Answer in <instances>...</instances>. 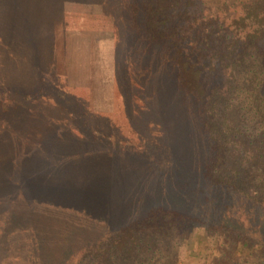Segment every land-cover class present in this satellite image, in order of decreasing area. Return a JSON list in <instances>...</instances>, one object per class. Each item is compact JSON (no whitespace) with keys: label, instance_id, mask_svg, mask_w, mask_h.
I'll return each mask as SVG.
<instances>
[{"label":"rangeland","instance_id":"obj_1","mask_svg":"<svg viewBox=\"0 0 264 264\" xmlns=\"http://www.w3.org/2000/svg\"><path fill=\"white\" fill-rule=\"evenodd\" d=\"M36 1L34 5L45 9L34 13L23 9L20 19L10 13L14 33H21L26 43L32 46L34 43L29 63L22 61V51L7 35L8 25L0 22V84H4L0 88V164L3 165L0 264H70L69 259L75 264L79 257H85L84 264H103L100 260L89 262V255L84 256L85 245L115 233L123 223L118 224L119 218L113 217L134 206L130 188H136L137 195L144 192L139 188L141 178L146 187L151 186L150 193L138 195L139 199H145L136 205L135 211L139 212L141 205L150 199L155 202L151 206L160 203L161 197L162 205L167 203L164 187L167 194L180 177L172 171L177 165L175 158L181 160L179 167L189 174L198 172L208 154L206 137L196 125L181 121L182 93H173L171 86L168 90L170 66L178 49L193 63L198 61L207 94L214 93L218 100L216 107L221 112L225 108L229 110L235 120L236 139L245 140L252 149L264 150V45L247 60L236 79L224 72L213 82L210 62L212 49H219L231 37L241 36L232 20L253 0H195L190 13L197 22H182L192 27H183L181 36L185 41L152 49L147 43L133 48L127 40L128 21L120 8L124 0H50L49 5L45 0ZM6 2L0 0L3 7ZM178 19L173 22L177 23ZM11 48L15 51L13 60ZM12 66L18 70L16 78ZM123 68H127L138 86L132 97L130 93L126 95L120 81ZM34 72L37 77L45 73L61 78L68 88L76 90L79 98L86 99L91 114L106 116L93 118L94 121H114L124 129L121 121H136L138 133L146 135L151 149L147 143L144 149L143 144L139 145L140 140L126 130L124 136L114 133V142L109 143L89 141L83 134L79 137L73 124L78 123L70 122L59 105L47 99L26 101L22 95L15 94L22 87L28 91L26 95H35L38 82L33 78ZM10 80L18 81L21 86H9ZM217 81L224 87L216 92L212 87H216ZM218 94L224 97L219 100ZM37 128L46 132L42 142ZM17 129L21 131L20 140L15 139L19 134ZM24 130V134L30 130L31 134L23 137ZM115 140L119 145L122 143L120 151L114 145ZM126 142L136 146L123 150ZM167 145L170 148H164ZM159 147L168 150L161 155L159 170L156 174L152 171L149 181L145 158L149 160L148 153L152 150V162L157 161L154 148ZM21 150L22 155L18 156ZM33 193L38 197H33ZM55 204L61 209L53 207ZM75 206L78 208L72 211ZM131 214L129 211L128 216ZM207 228L193 224L185 241L162 243L150 255L107 264H246L250 261L243 255L244 249L235 251L230 238L208 237Z\"/></svg>","mask_w":264,"mask_h":264},{"label":"trees","instance_id":"obj_2","mask_svg":"<svg viewBox=\"0 0 264 264\" xmlns=\"http://www.w3.org/2000/svg\"><path fill=\"white\" fill-rule=\"evenodd\" d=\"M194 7L195 0H124L120 8L123 9V16L128 21L126 24L129 33L127 40L133 48L145 43L151 49L165 43L178 45L180 41L183 42L186 39L181 36L183 27L184 29L191 27L184 26V24H187V21L197 22V18L190 13V9ZM176 18L180 19L174 23L173 19ZM13 21L14 19L10 18L8 21L5 20V24L9 27L6 29L7 35L13 39V43H17L22 51L24 56V58L22 56V61L28 60L26 62L29 63L33 55L31 53L34 50V43L32 46L22 39L21 33H14L10 27ZM232 25L235 30L241 32L239 34L241 36L231 37L229 42H222L219 49L211 50L213 82L218 78V74L223 76L224 72L228 73L230 78L236 79V75L241 72L253 53L263 49L264 0L247 2L239 17L232 20ZM115 36L120 39L118 33ZM10 52V59L13 60L15 51L11 48ZM197 62L193 63L189 56L183 55V50L178 49L174 64L170 66L172 75L168 90L171 86L173 93H182L179 98L182 106L180 108L181 121L196 125L206 137L208 154L203 165L197 173L193 171L189 174L188 170L179 167L182 165V162L179 163L181 160L174 157L177 165L172 171L180 174V177L171 184L173 187L168 188L167 186V194L164 187L167 203L162 205L163 198L161 197L160 203L151 206L155 202L150 199V201H144L145 203L141 205V210L138 212L135 211L138 201L145 200L142 197L139 199L138 195L145 196L148 194L147 191L149 193L151 191L150 184L146 187L144 179L141 178L139 188L145 191L138 192L137 195L135 194L136 188H130L134 206L129 210L120 211L116 217H113L114 219L119 218L117 219L118 224L123 222L116 228L115 233L105 234L95 242L86 243L84 256L89 255L91 258L89 262L100 260L103 264H107L112 261L142 258L157 250L162 243L185 241L190 227L193 224H202L208 227V237L230 238L234 242L236 252L244 249L243 255L250 260L245 262L246 264H264V150L260 147L252 149L251 144H247L245 140L236 139L238 131L234 118L229 114V110L226 111V108L221 112L218 106L216 107L218 100L214 93L207 94L204 81L202 82V70L198 68ZM29 68L32 71L30 66ZM123 69L124 74L120 77V81L128 91H125L126 95L130 93L132 97L138 86L134 85L133 77L128 74L127 68ZM17 71L16 67L12 66V75L15 78ZM140 76L143 77V75ZM33 78L38 82L33 97L26 95L28 91L23 90L22 87L17 88L15 94L22 95L26 101L42 99L53 101L65 114L67 113L70 122L78 123H73L78 136L83 134L89 141L109 143L114 142L112 137L114 133L118 132L120 137L123 133L125 134L126 130L140 140L139 145L143 144L144 149L146 143L148 149H151L152 145L146 135L138 133L139 126H136V121H121L123 123L120 125H123L125 129L117 126L114 121H94L93 118L103 119L106 116L100 118L91 114L87 109L86 99L79 98L76 90L68 88L61 78L45 73L37 77L35 72ZM9 82V86H21L16 80ZM216 84V87H212L213 90L216 91L218 88V91H221L224 84L220 86L219 81ZM2 85L4 84H0V88L3 87ZM223 97L218 94L219 100ZM81 121H87V123L82 124ZM144 124L145 128L147 125ZM40 130L37 128L38 133H41L39 135L43 136L39 139L42 142L46 137V132L43 130L40 132ZM17 131L19 134L15 136V139L22 137L21 131L18 129ZM25 131H22L23 137L31 134V130L27 135L24 134ZM118 142L115 140L114 145L120 151L122 143L120 142L119 145ZM134 145L126 142L123 150L128 151L130 146L134 147ZM164 148H170V146L167 145ZM164 148H154L157 161L152 162V150L148 153L149 160L145 158L147 162L145 161L144 165L147 167L149 181L152 171L156 174L159 170L157 164L161 165L160 160L168 150ZM22 151L17 155H22ZM169 152L171 153L170 150ZM123 163L128 164L129 162L123 161ZM2 167L3 165L0 164V169ZM131 178L133 179V175ZM169 195L170 197L167 198ZM32 196L38 197L36 193ZM25 201L33 205L30 201ZM53 207L60 208L57 204ZM77 208L78 206H75L70 209L74 211ZM124 208L125 206L122 205V209ZM129 211L132 213L130 216H128ZM126 214L127 218L124 217ZM208 244L210 245V241ZM84 258L79 257L75 264H84ZM69 262L73 264L70 259Z\"/></svg>","mask_w":264,"mask_h":264},{"label":"crops","instance_id":"obj_3","mask_svg":"<svg viewBox=\"0 0 264 264\" xmlns=\"http://www.w3.org/2000/svg\"><path fill=\"white\" fill-rule=\"evenodd\" d=\"M48 2L47 5H49L50 0H45ZM37 2L36 0H16L13 2L12 0H7L6 2V7H3L2 4H0L1 8V22L3 21V25L5 22V17H9L10 19H13L10 13L13 14L14 17H18L20 19V14L23 9H26L27 13L31 12H37L38 10H44L45 6L39 7L37 5H34V3ZM52 2V1H51ZM17 7V8H16ZM16 9L15 12L13 13V9ZM8 21V20H7ZM25 23L22 22V27L24 26ZM4 27V26H3Z\"/></svg>","mask_w":264,"mask_h":264}]
</instances>
